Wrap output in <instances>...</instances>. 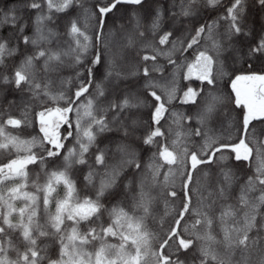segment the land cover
I'll return each instance as SVG.
<instances>
[{
  "label": "snow or ice",
  "instance_id": "snow-or-ice-1",
  "mask_svg": "<svg viewBox=\"0 0 264 264\" xmlns=\"http://www.w3.org/2000/svg\"><path fill=\"white\" fill-rule=\"evenodd\" d=\"M0 264H264V0H0Z\"/></svg>",
  "mask_w": 264,
  "mask_h": 264
},
{
  "label": "trees",
  "instance_id": "trees-1",
  "mask_svg": "<svg viewBox=\"0 0 264 264\" xmlns=\"http://www.w3.org/2000/svg\"><path fill=\"white\" fill-rule=\"evenodd\" d=\"M28 131H30V130H28ZM157 211H158L159 213H163V211H164L163 202H160V204H159V206H158V208H157ZM113 242H115V241H113Z\"/></svg>",
  "mask_w": 264,
  "mask_h": 264
}]
</instances>
